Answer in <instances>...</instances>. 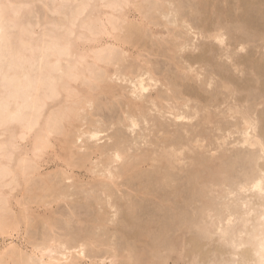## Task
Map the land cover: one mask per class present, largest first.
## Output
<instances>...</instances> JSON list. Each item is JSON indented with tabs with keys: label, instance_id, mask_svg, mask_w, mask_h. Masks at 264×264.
Segmentation results:
<instances>
[{
	"label": "rangeland",
	"instance_id": "obj_1",
	"mask_svg": "<svg viewBox=\"0 0 264 264\" xmlns=\"http://www.w3.org/2000/svg\"><path fill=\"white\" fill-rule=\"evenodd\" d=\"M0 12V264H262L264 0Z\"/></svg>",
	"mask_w": 264,
	"mask_h": 264
},
{
	"label": "bare ground",
	"instance_id": "obj_2",
	"mask_svg": "<svg viewBox=\"0 0 264 264\" xmlns=\"http://www.w3.org/2000/svg\"><path fill=\"white\" fill-rule=\"evenodd\" d=\"M29 1V0H28ZM92 1V0H91ZM102 1V0H101ZM111 2V1H110ZM121 2H122V0H121ZM33 3V2H32ZM114 3V2H113ZM119 3V2H118ZM126 3V2H125ZM242 3V2H241ZM246 3V2H245ZM7 4H8V2H7ZM107 4H108V2H107ZM117 4V3H116ZM116 4H114L115 6H116ZM128 4V3H127ZM204 4H206V1H204ZM110 5V4H109ZM119 5V4H118ZM12 6V5H11ZM10 6V7H11ZM103 6H106V5H103ZM119 6H121V4L119 5ZM206 6V5H205ZM207 6H208V4H207ZM9 7V6H8ZM20 7V6H19ZM127 7V6H126ZM253 7V6H252ZM32 8V7H31ZM228 8V7H227ZM75 9V8H74ZM91 9V8H90ZM111 9V8H110ZM234 9V8H233ZM246 9V8H245ZM11 10V9H10ZM203 10V9H202ZM230 10V9H229ZM66 11V10H65ZM76 12V11H75ZM78 12V11H77ZM1 13V12H0ZM16 13V12H15ZM105 14V13H104ZM69 16V15H68ZM46 17V16H45ZM88 17V16H87ZM86 17V18H87ZM108 17V16H107ZM198 17V16H197ZM2 18V17H1ZM85 18V17H84ZM109 18V17H108ZM4 19V18H3ZM107 19V18H106ZM111 19H113V17L111 18ZM197 19V18H196ZM229 19V18H228ZM5 20V19H4ZM15 20V19H14ZM108 20V19H107ZM109 20H110V18H109ZM116 20V19H115ZM205 20V19H204ZM30 21H31V19H30ZM182 21H184V20H182ZM5 22V21H4ZM16 22V21H15ZM32 22V21H31ZM87 23L88 22H90V21H86ZM112 22V21H111ZM199 22V21H198ZM72 23V22H71ZM79 23V22H78ZM210 23V22H209ZM23 24V23H22ZM56 24V23H55ZM102 24V23H101ZM114 24V23H113ZM126 24V23H125ZM251 24V23H250ZM254 24V23H253ZM10 25V24H9ZM71 25V24H70ZM86 25H88V24H86ZM109 25V24H108ZM21 26V25H20ZM27 26V25H26ZM33 26H34V24H33ZM195 26V25H194ZM212 26V25H211ZM88 27V26H87ZM91 27V26H90ZM131 27V26H130ZM199 27H200V25H199ZM2 28V27H1ZM128 28V27H127ZM193 28V27H192ZM89 29V28H88ZM197 29V28H196ZM22 30V29H21ZM32 30V29H31ZM68 30V29H67ZM93 30H95V29H93ZM195 30V29H194ZM2 31V30H1ZM98 31V30H97ZM129 31V30H128ZM72 32V31H71ZM89 32H91V31H89ZM88 32V33H89ZM95 32V31H94ZM93 32V33H94ZM220 32V31H219ZM219 32H215L212 36H213V38L214 39H216V36H217V34L219 33ZM3 33H4V31H3ZM52 33V32H51ZM51 33H50V35H51ZM92 33V32H91ZM97 33V32H96ZM135 33H137V32H135ZM202 33V32H201ZM23 34V33H22ZM44 34V33H43ZM58 34V33H57ZM95 34V33H94ZM210 34V33H209ZM208 34V35H209ZM219 34H222V33H219ZM135 35V34H134ZM138 35V34H137ZM72 36V35H71ZM78 36V35H77ZM80 36H82L81 34H80ZM105 36V35H104ZM211 36V37H212ZM36 37H37V35H36ZM56 37V36H55ZM89 38V37H88ZM34 39V38H33ZM97 39V38H96ZM8 40V39H7ZM37 40V39H36ZM39 40V39H38ZM84 41V40H83ZM88 42H89V40H87ZM92 41V40H91ZM5 42V41H4ZM43 42V41H42ZM18 43V42H17ZM16 43V44H17ZM70 43V42H69ZM73 43V42H72ZM208 43V42H207ZM8 44V43H7ZM20 43H18V45H19ZM6 45V44H5ZM68 45V44H67ZM73 45V44H72ZM8 47V46H7ZM181 47H182V45H181ZM10 48V47H9ZM101 48H103V47H101ZM204 48V47H203ZM8 49V48H7ZM26 49V48H25ZM98 49V48H97ZM209 49V48H208ZM12 50V49H11ZM22 50V49H21ZM31 50V49H30ZM29 50V51H30ZM45 50H47V49H45ZM69 50V49H68ZM9 51V50H8ZM40 51V50H39ZM93 51V50H92ZM169 51V50H168ZM10 52V51H9ZM16 52V51H15ZM58 52H60V51H58ZM104 52V51H103ZM204 52V51H203ZM32 53V52H31ZM46 53V52H45ZM67 53H68V51H67ZM102 53V52H101ZM210 53V52H209ZM33 54V53H32ZM59 54V53H58ZM95 54V53H94ZM208 54V53H207ZM60 55V54H59ZM99 55V54H98ZM35 56V55H34ZM46 56H47V54H46ZM50 56V55H49ZM79 56V55H78ZM94 56V55H93ZM95 56H96V54H95ZM22 57V56H21ZM3 58V57H2ZM80 58V57H79ZM191 58V57H190ZM199 58V57H198ZM211 58V57H210ZM26 59V58H25ZM94 59V58H93ZM82 60H83V58H82ZM81 60V61H82ZM205 60V59H204ZM96 61H97V58H96ZM208 61V60H207ZM77 62V61H76ZM59 63H60V61H59ZM86 63V62H85ZM18 64V63H17ZM53 64V63H52ZM61 64V63H60ZM76 64V63H75ZM79 64H80V62H79ZM91 64H92V62H91ZM55 65H56V63H55ZM88 65V64H87ZM190 65V64H189ZM20 66V65H19ZM61 66V65H60ZM64 66V65H63ZM63 66H61V67H63ZM81 66V65H80ZM22 67V66H21ZM34 67V66H33ZM39 67H40V65H39ZM55 67V66H54ZM71 67V66H70ZM84 67V66H83ZM92 67V66H91ZM152 67V66H151ZM213 67V66H212ZM57 68V67H56ZM60 68V67H59ZM131 68V67H130ZM217 68V67H216ZM23 69V68H22ZM55 69V68H54ZM58 70V69H57ZM80 70H81V68H80ZM22 71V70H21ZM60 71V70H59ZM63 71V70H62ZM62 71H61V74H62ZM190 71V70H189ZM6 72V71H5ZM51 72V71H50ZM54 72V71H53ZM91 72V71H90ZM42 73V72H41ZM71 73V72H70ZM82 73V72H81ZM93 73V72H92ZM40 74V73H39ZM50 74V73H49ZM48 74V75H49ZM64 74V73H63ZM66 74H68V73H66ZM72 74V73H71ZM70 74V75H71ZM74 74H76V73H74ZM94 74V73H93ZM115 74V73H114ZM121 74V73H120ZM42 75V74H41ZM77 75V77L79 76L78 74H76ZM89 75V74H88ZM45 76V75H44ZM50 76H51V74H50ZM124 76V75H123ZM140 76V75H139ZM9 77V76H8ZM25 77V76H24ZM49 77V76H48ZM63 77V76H62ZM65 77H67V76H65ZM76 77V78H77ZM80 77V76H79ZM78 77V78H79ZM119 77V76H118ZM60 78V77H59ZM70 77H68V79H69ZM75 78V79H76ZM124 78V77H123ZM137 78V77H136ZM145 78V77H144ZM144 78H139L138 77V80L136 81V82H134L135 84V86L137 87V88H139L140 90H142V91H145V89H147L148 87H150L151 86V84L150 83H147V80H146V83H144L145 81H144ZM18 79V78H17ZM118 79V78H117ZM148 79L149 80H155L156 81V79L152 76V74H149V72H148ZM191 79V78H190ZM14 80V79H13ZM45 80V79H44ZM54 80V79H53ZM74 80V79H73ZM9 81V80H8ZM24 81V80H23ZM41 81V80H40ZM39 81V82H40ZM77 81H78V79H77ZM2 82V81H1ZM49 82H50V80H49ZM66 82V81H65ZM64 82V83H65ZM75 82V81H74ZM81 82V81H80ZM150 82V81H149ZM157 82H158V80L155 82L156 84H157ZM34 83V82H33ZM43 83V82H42ZM152 83H154V81L152 82ZM154 83V84H155ZM229 83V82H228ZM25 84V83H24ZM153 84V85H154ZM201 84V83H200ZM2 85V84H1ZM28 85V84H27ZM62 85H64V84H62ZM160 85V84H159ZM11 86V85H10ZM29 86V85H28ZM33 86V85H32ZM42 86V85H41ZM191 86V85H190ZM24 87H25V85H24ZM43 87H44V85H43ZM43 87H41V88H43ZM66 87V86H65ZM135 87V89H137ZM152 87V86H151ZM183 87V86H182ZM67 88V87H66ZM69 88V87H68ZM227 88H228V86H227ZM16 89V88H15ZM44 89V88H43ZM42 89V90H43ZM133 89V88H132ZM138 89V90H139ZM153 89V88H152ZM19 90V89H18ZM29 90V89H28ZM32 90H34V89H32ZM57 90V89H56ZM73 90V89H72ZM137 90V91H138ZM148 90V89H147ZM169 90V89H168ZM201 90V89H200ZM36 91V90H35ZM150 91V90H149ZM37 92V91H36ZM43 92V91H42ZM46 92H48V91H46ZM73 92V91H72ZM131 92H132V90H131ZM186 92V91H185ZM188 92H189V90H188ZM191 92V91H190ZM1 93V92H0ZM15 93V92H14ZM44 93H45V91H44ZM43 93V94H44ZM49 93H50V91H49ZM52 93V92H51ZM139 93V92H138ZM193 93V92H192ZM192 93H190V95L192 94ZM201 93V92H200ZM46 94V93H45ZM135 94V93H134ZM143 94V93H142ZM47 95H48V93H47ZM54 95V94H53ZM141 95V94H140ZM186 95V94H185ZM189 95V96H190ZM195 95V94H194ZM193 95V96H194ZM38 96V95H37ZM78 96V95H77ZM145 96V95H144ZM187 96V95H186ZM188 96V97H189ZM192 96V97H193ZM196 96H199V95H196ZM44 97V96H43ZM47 97V96H46ZM72 97V96H71ZM139 97V96H138ZM179 97V96H178ZM191 97V96H190ZM200 97V96H199ZM41 98V97H40ZM150 98V97H149ZM182 98V97H181ZM196 98V97H195ZM12 99H13V96H12ZM29 99V98H28ZM37 99V98H36ZM48 99H49V97H48ZM188 99V98H187ZM192 99V98H191ZM200 99V98H199ZM17 100V99H16ZM34 101V100H33ZM70 101H72V99H70ZM185 101V100H184ZM187 101V100H186ZM195 101H197V100H195ZM63 102V101H62ZM188 102H189V104H190V101L188 100ZM187 102V103H188ZM70 103V102H69ZM176 103V102H175ZM186 103V102H185ZM208 103V102H207ZM22 104H24V103H22ZM33 104V103H32ZM188 104V105H189ZM65 105V104H64ZM64 105H63V107H64ZM72 105V104H71ZM21 106V105H20ZM62 106V105H61ZM167 106H168V103H167ZM185 106H186V104H185ZM169 107V106H168ZM186 107H188V109H189V113H188V109H187V111H183V112H186V113H183L182 112V114L180 113V114H176L175 115V117H178V118H181V120L182 119H187V121H188V119H190L191 121H192V119L194 118V117H196V114H198V112L196 111L195 112V110H197L196 108L195 109H193L194 110V113H195V116L193 115V118H192V115H190L192 112H193V110L191 109V113H190V108H189V106H186ZM209 107V106H208ZM26 108V107H25ZM39 108V107H38ZM37 108V109H38ZM75 108V107H74ZM78 108V107H77ZM207 108V107H206ZM56 109V108H55ZM61 109V108H60ZM63 109V108H62ZM40 110H42V109H40ZM50 110V109H49ZM52 110V109H51ZM65 110V109H64ZM203 110V109H202ZM36 111V110H35ZM53 111V110H52ZM72 111V110H71ZM177 111V110H176ZM206 111V110H205ZM204 111V112H205ZM37 112V111H36ZM73 112V111H72ZM22 113V112H21ZM66 113V112H65ZM75 113V112H74ZM71 114V113H70ZM207 114V113H206ZM39 115V114H38ZM53 115V114H52ZM63 115V114H62ZM61 115V116H62ZM199 115V114H198ZM214 115V114H213ZM56 116V115H55ZM135 116V115H134ZM6 117V116H5ZM57 117V116H56ZM32 118V117H31ZM39 118H40V116H39ZM62 118H63V116H62ZM134 118V117H133ZM192 118V119H191ZM34 119H35V117H34ZM177 119V118H176ZM206 119H207V117H206ZM24 120H25V118H24ZM45 120V119H44ZM58 120V119H57ZM67 120V119H66ZM71 120V119H70ZM130 120V119H129ZM196 120V119H195ZM247 120V119H246ZM131 121H132V119H131ZM130 121V122H131ZM197 121V120H196ZM207 121V120H206ZM8 122V121H7ZM136 122H138V121H136V119L134 120V121H132V126H133V124H135V125H137V123ZM188 122H190V121H188ZM187 122V123H188ZM208 122V121H207ZM248 122V121H247ZM192 123V122H191ZM27 124V123H26ZM30 124V123H29ZM37 124V123H36ZM45 124V123H44ZM47 124V123H46ZM68 124V123H67ZM248 124V123H247ZM34 125V124H33ZM32 125V126H33ZM188 125V124H187ZM46 126V125H45ZM50 126V125H49ZM34 127V126H33ZM47 127V126H46ZM67 127V126H66ZM188 127V126H187ZM23 128V127H22ZM49 128H51V127H49ZM252 128V127H251ZM57 129H58V127H57ZM197 129V128H196ZM186 131V130H185ZM247 131V130H246ZM31 132V131H30ZM38 132H39V130H38ZM69 132V131H68ZM12 133V132H11ZM93 133V132H92ZM91 133V134H92ZM201 133V132H200ZM92 135H94V136H96L97 134H95V133H93ZM189 135V134H188ZM191 135V134H190ZM199 135V134H198ZM19 136V135H18ZM43 136V135H42ZM62 136V135H61ZM64 136V135H63ZM67 137V136H66ZM91 137V136H90ZM43 138V137H42ZM189 138V137H188ZM39 139V138H38ZM46 139V138H45ZM192 139V138H191ZM42 140V139H41ZM63 140V139H62ZM259 141V140H258ZM189 142V141H188ZM200 143V140H196V143ZM246 142H247V140H246ZM7 144V143H6ZM194 144V143H193ZM260 144V143H259ZM2 145V144H1ZM202 145V144H201ZM15 146V145H14ZM3 147V146H2ZM12 148V147H11ZM16 148V147H15ZM9 149V148H8ZM7 149V150H8ZM61 149V148H60ZM175 149V148H174ZM201 149V148H200ZM3 150V149H2ZM42 150V149H41ZM118 150V149H117ZM168 150V149H167ZM172 150V149H171ZM5 151V150H4ZM15 151V150H14ZM204 151V150H203ZM8 152V151H7ZM167 153V152H166ZM170 153V152H169ZM7 154V153H6ZM12 154V153H11ZM127 154V153H126ZM168 154V153H167ZM194 154V153H193ZM104 155V154H103ZM164 155H165V153H164ZM175 154H173V156H174ZM35 156V155H34ZM117 156H119V154H115V158L117 159ZM167 156V155H166ZM168 156H170V155H168ZM11 157V156H10ZM114 157V156H113ZM120 157V156H119ZM37 158V157H36ZM170 158V157H169ZM4 159V158H3ZM40 159V158H39ZM120 159H122L121 157H120ZM8 160H10V159H8ZM28 160V159H27ZM119 160V159H118ZM154 160V159H153ZM11 161V160H10ZM17 161V160H16ZM163 161V160H162ZM165 161H166V159H165ZM168 161V160H167ZM193 161V160H192ZM220 161V160H219ZM34 162V161H33ZM169 163H170V161H169ZM3 164V163H2ZM191 164V163H190ZM29 165V164H28ZM8 167H10V166H8ZM17 167V166H16ZM27 169V168H26ZM6 170V169H5ZM4 170V171H5ZM18 170V169H17ZM7 173V172H6ZM13 173V172H12ZM1 174V173H0ZM161 181V180H160ZM255 182V181H254ZM6 183H8V182H6ZM5 183V184H6ZM78 183V182H77ZM159 183V182H158ZM162 183V182H161ZM254 186L256 185V186H261V184H260V181L258 180H256V182H255V184H253ZM146 186V185H145ZM158 187V186H157ZM50 188V187H49ZM160 188V187H159ZM160 191V190H159ZM63 192V191H62ZM166 192V191H165ZM174 192V191H173ZM8 193V192H7ZM65 193V192H64ZM176 196V195H175ZM4 200V199H3ZM164 200V199H163ZM5 203V202H4ZM7 204V203H6ZM174 206V205H173ZM179 207V206H178ZM5 208V207H4ZM9 208V207H8ZM135 209V208H134ZM10 210V209H9ZM177 210V209H176ZM5 211V210H4ZM6 212V211H5ZM10 213V212H9ZM5 215V214H4ZM9 215V214H8ZM123 215V214H122ZM5 217V216H4ZM6 220V219H5ZM13 220V219H12ZM229 220V219H228ZM13 221H15V220H13ZM182 221V220H181ZM48 222V221H47ZM1 223H2V221H1ZM4 223H5V221H4ZM7 223V222H6ZM16 223V222H15ZM10 224V223H9ZM8 225V224H7ZM6 226V225H5ZM10 226V225H9ZM7 227V226H6ZM13 227H15V226H13ZM9 228V227H8ZM6 229V228H5ZM220 229V228H219ZM14 230V229H13ZM172 230V229H171ZM2 233V232H1ZM78 241V240H77ZM81 243V242H80ZM153 243V242H152ZM73 244V243H72ZM82 246V245H81ZM66 247V246H65ZM64 247V248H65ZM74 247V246H73ZM8 248H6V250H7ZM81 249V248H80ZM182 249V248H181ZM49 250H50V248H49ZM66 250V249H65ZM2 251V250H1ZM3 252H4V250H3ZM12 252V251H11ZM82 253V252H81ZM2 254H4V253H2ZM179 254V253H178ZM51 256V255H50ZM85 256V255H84ZM52 258V257H51ZM1 259V258H0ZM53 260V259H52ZM48 261V260H47ZM33 262V261H32ZM31 262V263H32ZM41 263V262H40ZM49 264V263H48ZM54 264V263H53ZM262 264H264V259H263V261H262Z\"/></svg>",
	"mask_w": 264,
	"mask_h": 264
},
{
	"label": "snow or ice",
	"instance_id": "obj_3",
	"mask_svg": "<svg viewBox=\"0 0 264 264\" xmlns=\"http://www.w3.org/2000/svg\"><path fill=\"white\" fill-rule=\"evenodd\" d=\"M216 39H217V42L220 43V44H223L224 43V40H225V38H224V36L222 34H217ZM243 50H244L243 48L240 49V51H243ZM135 126L136 125L133 124V127H135ZM119 158L120 157L117 156V159H119Z\"/></svg>",
	"mask_w": 264,
	"mask_h": 264
}]
</instances>
